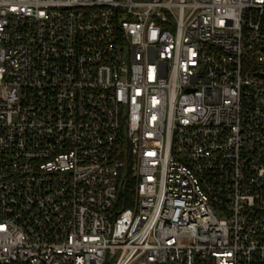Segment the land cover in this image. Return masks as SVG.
<instances>
[{
  "label": "built area",
  "instance_id": "built-area-1",
  "mask_svg": "<svg viewBox=\"0 0 264 264\" xmlns=\"http://www.w3.org/2000/svg\"><path fill=\"white\" fill-rule=\"evenodd\" d=\"M0 264H264V0H0Z\"/></svg>",
  "mask_w": 264,
  "mask_h": 264
},
{
  "label": "trees",
  "instance_id": "trees-1",
  "mask_svg": "<svg viewBox=\"0 0 264 264\" xmlns=\"http://www.w3.org/2000/svg\"><path fill=\"white\" fill-rule=\"evenodd\" d=\"M124 207V206H123Z\"/></svg>",
  "mask_w": 264,
  "mask_h": 264
}]
</instances>
